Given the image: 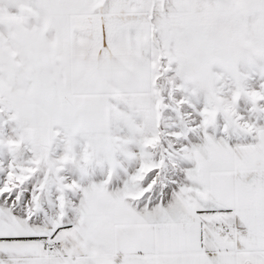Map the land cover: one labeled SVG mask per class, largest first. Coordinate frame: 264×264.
I'll return each instance as SVG.
<instances>
[{"label": "snow or ice", "instance_id": "obj_1", "mask_svg": "<svg viewBox=\"0 0 264 264\" xmlns=\"http://www.w3.org/2000/svg\"><path fill=\"white\" fill-rule=\"evenodd\" d=\"M0 264H264V0H0Z\"/></svg>", "mask_w": 264, "mask_h": 264}]
</instances>
